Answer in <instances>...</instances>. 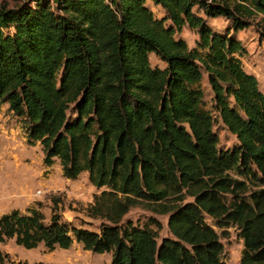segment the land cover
Here are the masks:
<instances>
[{
  "label": "trees",
  "instance_id": "1",
  "mask_svg": "<svg viewBox=\"0 0 264 264\" xmlns=\"http://www.w3.org/2000/svg\"><path fill=\"white\" fill-rule=\"evenodd\" d=\"M27 1L0 4V104L44 166L56 160L69 180L86 172L99 191L85 215L99 223L12 209L0 215V243L50 252L76 242L109 264H224L233 227L238 264H264V91L236 36L264 23V0H148L159 18L147 0ZM214 17L226 26H210ZM184 26L193 47L176 36ZM216 124L231 147L218 146ZM135 206L166 216V236L157 241L153 216L125 219ZM0 264L20 263L0 250Z\"/></svg>",
  "mask_w": 264,
  "mask_h": 264
},
{
  "label": "rangeland",
  "instance_id": "2",
  "mask_svg": "<svg viewBox=\"0 0 264 264\" xmlns=\"http://www.w3.org/2000/svg\"><path fill=\"white\" fill-rule=\"evenodd\" d=\"M15 6L28 3L27 0H0V4ZM146 5L155 17H161L162 11L154 7L148 0ZM206 22L215 29H223L227 21L221 17L206 18ZM182 38L188 47L195 45L196 33L184 26L176 34ZM246 50L241 62L245 72L255 76L258 87L264 91V23L260 16L251 24L236 34ZM151 66H163L154 54L148 56ZM202 86L207 89L205 79ZM218 135V146L229 148L235 142L232 134L228 133L220 124L213 127ZM42 153L36 142L29 145L24 136L21 121L12 114L5 104H0V215L17 209L25 213L28 207L38 209L49 221L51 211L54 210L62 221H68L75 226H82L96 230L99 221L85 215L84 209L91 200L93 193L99 190L91 186L86 172H82L75 180H69L61 175L56 160L51 166L42 164ZM68 211H72L70 214ZM149 216L155 217L161 224L157 235L159 239L166 236V216L153 215L140 206L132 207L124 216L134 224L141 225ZM211 225V220L206 218ZM219 232L216 227H213ZM227 236L221 238L224 248V264H237L241 242L236 237L233 227L227 228ZM0 250L7 253L8 259L20 264H109V253H91L83 250L79 243L73 242L67 249L55 248L46 251L43 243L35 248L25 249L16 245L14 240L8 239L0 243Z\"/></svg>",
  "mask_w": 264,
  "mask_h": 264
},
{
  "label": "crops",
  "instance_id": "3",
  "mask_svg": "<svg viewBox=\"0 0 264 264\" xmlns=\"http://www.w3.org/2000/svg\"><path fill=\"white\" fill-rule=\"evenodd\" d=\"M6 105V104H5ZM91 200L87 201L88 203L90 202ZM68 213L72 214L73 212L72 211H68ZM237 264H238V259H237Z\"/></svg>",
  "mask_w": 264,
  "mask_h": 264
}]
</instances>
